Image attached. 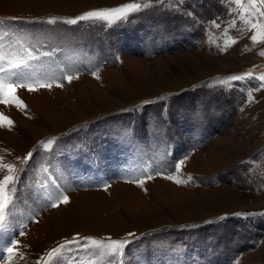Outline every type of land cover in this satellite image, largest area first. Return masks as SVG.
I'll list each match as a JSON object with an SVG mask.
<instances>
[{"label":"rangeland","instance_id":"374dc122","mask_svg":"<svg viewBox=\"0 0 264 264\" xmlns=\"http://www.w3.org/2000/svg\"><path fill=\"white\" fill-rule=\"evenodd\" d=\"M129 2L0 0V17L16 18L5 22L4 51L24 56L23 42L33 55L53 52L30 63L63 84L17 89L24 110L0 103L14 121L0 127V163L20 167L17 158L33 152L0 228V264L12 238L23 259L14 255L11 264H43L76 234L127 233L140 238L121 264H264V88L255 90L264 42L253 45L255 30L244 27L231 0L154 5L113 24L63 22ZM233 18L229 35L237 42L220 51ZM249 71L232 87L207 83ZM49 138H57L49 150L38 147ZM179 160L178 178L193 177L187 184L165 178L177 175ZM6 174L0 169V178ZM147 174L153 178L143 186L131 182ZM57 191L69 203L47 206ZM65 259L72 264V254ZM75 259L105 264L83 249Z\"/></svg>","mask_w":264,"mask_h":264},{"label":"snow or ice","instance_id":"6c2138e0","mask_svg":"<svg viewBox=\"0 0 264 264\" xmlns=\"http://www.w3.org/2000/svg\"><path fill=\"white\" fill-rule=\"evenodd\" d=\"M182 3V0H134V2L125 3L116 7H105L99 9L89 10L82 13L79 16L73 18L64 19L63 22L67 24H76L79 21H103L108 24H113L117 21L127 19L130 14L142 11L146 8L154 5L168 4L170 7ZM231 3L239 6L238 18L241 20L245 28L254 29L253 35L250 37L253 45L264 42V0H231ZM8 19L0 17V37L7 38V35L3 29L5 22ZM59 17L47 18L48 23H56ZM215 27H219L216 21L211 22ZM236 18L230 22L229 26L224 29L222 37H226L228 43H224L219 46L220 51H226L228 47L235 44L237 41L229 35V31L232 28H236ZM243 30V28L241 29ZM215 42V41H213ZM21 49L26 55L16 56L11 55L4 51L5 45L0 43V103L2 104H14L18 109L24 110L27 106L16 95L17 89L25 88L29 92L38 91L40 88H51L53 84L57 87H63V84L59 82L58 78H49L47 70L41 67L40 71L36 70V66L32 65L31 61L40 60L41 56L51 57L53 52H42L39 56L33 55L29 48L24 47L23 42L20 44ZM251 50V49H249ZM260 55H264V50H261ZM117 59H119L117 57ZM63 71V70H61ZM91 74L99 79L97 71L93 70ZM253 74L251 71L243 74H234L224 78H220L215 81L207 83H215L224 87H232L233 81L244 80L246 77H251ZM78 78V76L76 77ZM63 79L69 83L73 79L72 75H63ZM259 80V85L255 90L264 88V73H261L259 77H255ZM252 90L249 89L246 93L248 102H252ZM14 126V121L7 117L3 113H0V127H6L9 130ZM57 138H49L46 141H40L38 147L49 150L51 145L55 143ZM33 157V152L30 151L25 157L17 158L20 160V167L14 164L0 163V169H6L7 174L0 178V228H3L8 220L9 214L13 209L15 202L16 186L20 179V174L24 171V165L28 163ZM2 160V158H0ZM184 160H179L173 167L177 175H166L165 178L173 180L177 184H187L193 180L192 176H188L186 179L178 178V174L181 171V166ZM163 172L157 171L156 175H163ZM151 174H147L145 178L132 180L131 182L139 183L143 186L145 179H152ZM105 190L107 185L104 186ZM60 203H69V197L62 191H57L54 199L51 200L47 206L58 207ZM236 216H248L254 215L253 213H234ZM264 215V213H261ZM223 218V217H222ZM212 221H207L211 223ZM19 235H24L23 231L19 232ZM135 233H127L123 239H113L108 237L106 240H100L95 237H80L79 234L73 236L71 240H65L64 243L59 244L57 247L47 252V259L43 260V264H67L65 257L72 254V264H77L75 254L81 249L86 250V254L89 257H96L98 259H105V264H121L122 258L125 253V249L128 245L133 243L134 240H138ZM19 241L15 238L10 239L5 245V251L9 255L7 264H11V257L14 255H20L23 259V255L19 253L17 245ZM39 264V262H38Z\"/></svg>","mask_w":264,"mask_h":264}]
</instances>
